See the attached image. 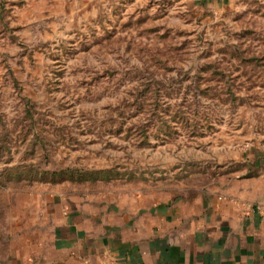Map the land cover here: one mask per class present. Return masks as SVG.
<instances>
[{
  "label": "rangeland",
  "instance_id": "1",
  "mask_svg": "<svg viewBox=\"0 0 264 264\" xmlns=\"http://www.w3.org/2000/svg\"><path fill=\"white\" fill-rule=\"evenodd\" d=\"M210 195L264 214V0H0V264Z\"/></svg>",
  "mask_w": 264,
  "mask_h": 264
},
{
  "label": "crops",
  "instance_id": "2",
  "mask_svg": "<svg viewBox=\"0 0 264 264\" xmlns=\"http://www.w3.org/2000/svg\"><path fill=\"white\" fill-rule=\"evenodd\" d=\"M221 200L199 196L127 213L69 214L56 226L43 263L264 264V214Z\"/></svg>",
  "mask_w": 264,
  "mask_h": 264
},
{
  "label": "built area",
  "instance_id": "3",
  "mask_svg": "<svg viewBox=\"0 0 264 264\" xmlns=\"http://www.w3.org/2000/svg\"><path fill=\"white\" fill-rule=\"evenodd\" d=\"M257 208H258V207H257ZM251 211H252V212H258V211H256L255 209H252Z\"/></svg>",
  "mask_w": 264,
  "mask_h": 264
}]
</instances>
